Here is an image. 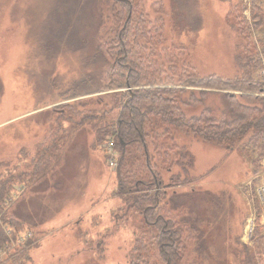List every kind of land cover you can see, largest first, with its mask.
Here are the masks:
<instances>
[{
    "label": "rangeland",
    "instance_id": "rangeland-1",
    "mask_svg": "<svg viewBox=\"0 0 264 264\" xmlns=\"http://www.w3.org/2000/svg\"><path fill=\"white\" fill-rule=\"evenodd\" d=\"M128 1L135 33L125 38L143 80L133 88L117 87L123 70L108 53L118 56ZM128 1L0 0V185L8 191L0 219L3 212L8 221L11 213L24 221L18 228L3 223L12 246L2 243L0 264H167L158 228L118 194L122 174L111 166L98 127L123 114L131 89H173L181 100L205 97L190 114L218 106L219 96L202 82L213 72L235 75L238 55L249 50V27L252 46L263 50L252 16L262 0ZM86 76L95 80L85 82ZM191 134L179 131L174 138L185 146L190 167L174 164L161 173L167 184L161 210L170 198L178 201L177 213L201 230V249L194 243L180 264H243L240 242H251L250 221L264 230L257 195L264 158ZM131 150L142 164L137 144L125 159ZM44 163V176L42 170L31 175L33 165Z\"/></svg>",
    "mask_w": 264,
    "mask_h": 264
},
{
    "label": "trees",
    "instance_id": "trees-1",
    "mask_svg": "<svg viewBox=\"0 0 264 264\" xmlns=\"http://www.w3.org/2000/svg\"><path fill=\"white\" fill-rule=\"evenodd\" d=\"M128 3V19L119 34L120 40L118 43L116 41L120 48L118 56L114 51L108 52L111 62L114 56V63L123 70L119 76L121 79L124 78V81L118 82V85L117 83L112 84L117 87L139 86L142 80L140 71L133 66V47L128 46L125 38L132 29L135 33L134 28L130 26V21L133 22L134 9L129 1ZM254 7L253 27L260 34L258 40L263 50L260 51L252 46L250 35L253 33L249 27L247 30L249 35L246 36L249 39L246 44L249 50L244 55H238L242 57L236 61L235 75L225 78L213 72L207 82H202L208 83L212 87L210 90L213 92L211 93L219 96L218 106L210 104L199 114L189 113L190 107L203 104L205 97L202 95L206 93L204 89L199 91L202 97L194 94L186 100L179 99L180 96L173 97L177 93L173 89H161L158 86V88L147 90L138 88L132 91L131 89L123 106V114L117 118L115 123L109 122L107 125L105 121H101L98 127L99 141L107 145L108 141L114 140L115 147L120 152L116 166L122 174L118 194L128 196L129 204L139 209L145 223L158 228L160 252L167 264H180L183 253L189 251L194 243H197L200 249L202 246L201 230L196 225H190V221V223L185 221L179 214L181 212L177 213L176 206L180 205V202L170 203L173 202L170 198V202L165 201L166 204L161 210L163 194L167 192V184L161 175L162 171L171 172L174 164L182 169L190 167L185 161L188 156L185 146L181 147L174 141L176 133L179 131L187 135L192 133L191 135L230 151H252L256 157H259V160L264 158V75L256 76L257 72L264 70V0L259 4L256 3ZM241 33L246 34L244 29H241ZM111 49L113 50V47ZM129 58L132 62L126 61ZM94 80V76H86L85 82L89 83ZM202 83L199 81L196 85L199 87L203 85ZM104 88L101 84L98 90ZM107 126L116 127L109 129ZM134 144L139 145L142 150L143 161L140 165L135 161L134 150H131L127 157L128 161L125 159L129 148ZM151 147L156 152L158 162L154 160L155 154L152 153ZM258 159L254 162L256 163ZM36 164L33 165L31 175H36L46 165L44 163L36 166ZM47 171L48 168L45 166V169L40 171L42 174L39 178ZM6 188V183L0 185V209L3 208L1 205L8 195ZM143 190L151 194L136 195ZM163 190L165 192L162 194ZM1 213L0 247L2 243L12 246L8 235L3 230V223L7 222L18 228L17 226L24 221L21 216L13 213L8 221L6 213ZM4 218L5 220L2 221ZM142 238L143 235H140L139 240L145 243ZM250 240V243L240 242L241 251L244 253L243 264H264V230L257 226ZM19 251L23 252V246L18 248L17 253Z\"/></svg>",
    "mask_w": 264,
    "mask_h": 264
},
{
    "label": "built area",
    "instance_id": "built-area-1",
    "mask_svg": "<svg viewBox=\"0 0 264 264\" xmlns=\"http://www.w3.org/2000/svg\"><path fill=\"white\" fill-rule=\"evenodd\" d=\"M107 154H108V157L110 159L111 166L116 168V166H117V160L116 159L118 156V152L115 149L114 140L108 141V143H107ZM257 195H258L259 200L262 202V204L264 206V180L260 183V185L257 188ZM263 220H264V212H263ZM261 223L263 224V222H261ZM256 228H257V224L252 219L250 221L249 226L247 227V230H246L247 236L249 239L253 237Z\"/></svg>",
    "mask_w": 264,
    "mask_h": 264
},
{
    "label": "crops",
    "instance_id": "crops-1",
    "mask_svg": "<svg viewBox=\"0 0 264 264\" xmlns=\"http://www.w3.org/2000/svg\"><path fill=\"white\" fill-rule=\"evenodd\" d=\"M30 258H31V256H30Z\"/></svg>",
    "mask_w": 264,
    "mask_h": 264
}]
</instances>
